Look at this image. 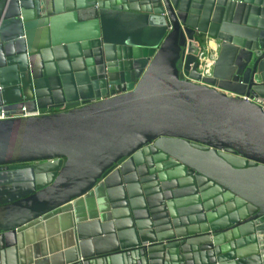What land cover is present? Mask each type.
Segmentation results:
<instances>
[{
	"label": "water",
	"instance_id": "obj_1",
	"mask_svg": "<svg viewBox=\"0 0 264 264\" xmlns=\"http://www.w3.org/2000/svg\"><path fill=\"white\" fill-rule=\"evenodd\" d=\"M254 97L264 0H0V264H264Z\"/></svg>",
	"mask_w": 264,
	"mask_h": 264
},
{
	"label": "built area",
	"instance_id": "obj_2",
	"mask_svg": "<svg viewBox=\"0 0 264 264\" xmlns=\"http://www.w3.org/2000/svg\"><path fill=\"white\" fill-rule=\"evenodd\" d=\"M217 50V44H213L209 40L206 45L199 49L197 53V65L199 66V73L201 77L211 74V68L216 57ZM251 100L264 109V98L254 97ZM46 112H48L47 109L39 108H36L33 111H28L24 106H21L18 109L0 110V119L40 115Z\"/></svg>",
	"mask_w": 264,
	"mask_h": 264
},
{
	"label": "rangeland",
	"instance_id": "obj_3",
	"mask_svg": "<svg viewBox=\"0 0 264 264\" xmlns=\"http://www.w3.org/2000/svg\"><path fill=\"white\" fill-rule=\"evenodd\" d=\"M203 44V41L201 40V45Z\"/></svg>",
	"mask_w": 264,
	"mask_h": 264
}]
</instances>
